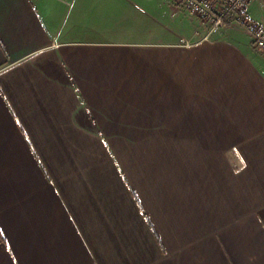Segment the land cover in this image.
Instances as JSON below:
<instances>
[{"label": "crops", "instance_id": "0c3cea01", "mask_svg": "<svg viewBox=\"0 0 264 264\" xmlns=\"http://www.w3.org/2000/svg\"><path fill=\"white\" fill-rule=\"evenodd\" d=\"M0 264H264L248 31L169 0H0Z\"/></svg>", "mask_w": 264, "mask_h": 264}, {"label": "built area", "instance_id": "2783aa9c", "mask_svg": "<svg viewBox=\"0 0 264 264\" xmlns=\"http://www.w3.org/2000/svg\"><path fill=\"white\" fill-rule=\"evenodd\" d=\"M255 0H172L181 9L199 17L211 29L230 24L244 27L255 47L264 51V25L250 15Z\"/></svg>", "mask_w": 264, "mask_h": 264}, {"label": "rangeland", "instance_id": "374dc122", "mask_svg": "<svg viewBox=\"0 0 264 264\" xmlns=\"http://www.w3.org/2000/svg\"><path fill=\"white\" fill-rule=\"evenodd\" d=\"M169 1L173 4L172 0H169Z\"/></svg>", "mask_w": 264, "mask_h": 264}]
</instances>
